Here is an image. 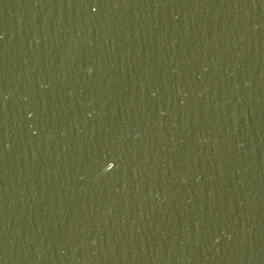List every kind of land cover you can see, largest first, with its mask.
I'll return each instance as SVG.
<instances>
[{
    "label": "water",
    "instance_id": "1",
    "mask_svg": "<svg viewBox=\"0 0 264 264\" xmlns=\"http://www.w3.org/2000/svg\"><path fill=\"white\" fill-rule=\"evenodd\" d=\"M0 264H264V0H0Z\"/></svg>",
    "mask_w": 264,
    "mask_h": 264
}]
</instances>
